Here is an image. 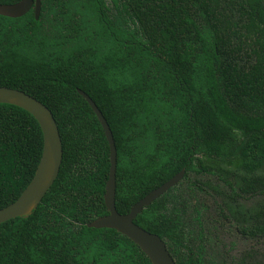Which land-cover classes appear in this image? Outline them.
<instances>
[{
    "label": "trees",
    "instance_id": "obj_1",
    "mask_svg": "<svg viewBox=\"0 0 264 264\" xmlns=\"http://www.w3.org/2000/svg\"><path fill=\"white\" fill-rule=\"evenodd\" d=\"M0 86L43 103L63 144L38 208L0 224V264H152L116 230L87 227L108 214L110 147L78 90L113 134L118 213L183 169L192 196L205 182L191 177L203 174L230 185V198L264 194V0H41L38 20L34 10L0 16ZM42 150L35 118L0 104V209L30 183ZM175 188L134 222L176 264H210ZM237 228L264 235L263 225Z\"/></svg>",
    "mask_w": 264,
    "mask_h": 264
},
{
    "label": "water",
    "instance_id": "obj_2",
    "mask_svg": "<svg viewBox=\"0 0 264 264\" xmlns=\"http://www.w3.org/2000/svg\"><path fill=\"white\" fill-rule=\"evenodd\" d=\"M32 8L35 19L38 20L41 14V0H20L14 4H0V16L20 18ZM78 92L95 113L110 147V168L103 197L108 214L88 223L87 227L116 230L136 244L152 264H176L165 242L158 235L138 226L134 221L143 209L179 184L185 177V170H181L135 203L127 214L118 213L115 204L117 151L113 134L93 100L83 91L78 90ZM0 104L13 105L31 114L38 122L43 134V150L35 174L21 195L13 203L0 209V224H3L16 218H28L38 208L58 178L63 160V144L52 112L37 99L21 90L0 86Z\"/></svg>",
    "mask_w": 264,
    "mask_h": 264
},
{
    "label": "rangeland",
    "instance_id": "obj_3",
    "mask_svg": "<svg viewBox=\"0 0 264 264\" xmlns=\"http://www.w3.org/2000/svg\"><path fill=\"white\" fill-rule=\"evenodd\" d=\"M212 166L216 169L215 165ZM197 178L205 182V187L202 186L203 191L193 189L194 196L190 195L189 181L184 178L169 193L183 204L186 214L182 219L189 222L187 229L194 236L193 249L200 246L205 262L210 264H264V235L245 237L237 228L250 225L264 227V194L257 192L243 198H230L231 186L216 175L191 177L192 180ZM233 180L228 178L229 183ZM194 210L199 211V214ZM199 231L201 240L198 238Z\"/></svg>",
    "mask_w": 264,
    "mask_h": 264
},
{
    "label": "flooded vegetation",
    "instance_id": "obj_4",
    "mask_svg": "<svg viewBox=\"0 0 264 264\" xmlns=\"http://www.w3.org/2000/svg\"><path fill=\"white\" fill-rule=\"evenodd\" d=\"M33 10V8L30 10V11H32ZM185 174H186V171H185ZM185 178V177H184ZM158 200V199H157ZM166 244V243H165ZM166 247H167V245H166ZM168 250V249H167ZM171 255V254H170ZM172 256V255H171Z\"/></svg>",
    "mask_w": 264,
    "mask_h": 264
}]
</instances>
